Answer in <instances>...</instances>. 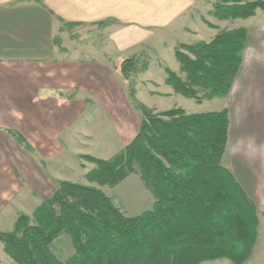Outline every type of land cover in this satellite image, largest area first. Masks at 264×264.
I'll return each instance as SVG.
<instances>
[{"label":"crops","instance_id":"crops-1","mask_svg":"<svg viewBox=\"0 0 264 264\" xmlns=\"http://www.w3.org/2000/svg\"><path fill=\"white\" fill-rule=\"evenodd\" d=\"M215 1L15 0L8 4L0 0V199L36 209L54 193L58 181L83 178V183L97 185L87 179L95 163L81 155L111 158L140 128V112L118 93L126 90L116 69L121 60L140 54L149 57L153 48L156 57L167 37L173 41L182 36L187 43L210 41L222 29L241 26L247 29L241 68L228 96L214 98L225 102L212 110H185L229 108L223 164L235 174L259 214L257 241L245 264H264V9L235 19L234 24L232 19L211 15ZM58 20L87 26L86 38L81 39L85 48L58 47ZM174 61V70L180 72L179 61ZM151 68L150 62L144 73ZM148 82L151 96L176 93L170 85L159 89L153 78L148 77ZM136 88L137 98L148 105L150 99L141 97L139 84ZM112 90L117 98H106ZM187 98L181 96L182 101ZM127 123L133 124L131 141L126 138ZM113 133L123 141L116 152ZM100 187L107 193L108 186Z\"/></svg>","mask_w":264,"mask_h":264},{"label":"trees","instance_id":"trees-1","mask_svg":"<svg viewBox=\"0 0 264 264\" xmlns=\"http://www.w3.org/2000/svg\"><path fill=\"white\" fill-rule=\"evenodd\" d=\"M260 8L264 0H216L211 14L219 20L246 19ZM246 39L247 29L238 27L222 29L210 41L179 43L175 56L180 72L166 66V83L197 102L226 97L241 68ZM149 60L145 54L133 55L116 66L128 98L140 112V129L111 158L81 155L95 163L87 179L97 185L58 181L32 215L19 213L11 230L0 231V242L17 263L204 264L228 258L244 264L251 257L259 214L223 164L229 108L156 111L137 98L133 80L148 69ZM18 141L30 148L22 138ZM134 173L140 174L155 201L152 208L131 216L100 186L115 187ZM63 233L70 235L74 247L66 260L52 250Z\"/></svg>","mask_w":264,"mask_h":264},{"label":"rangeland","instance_id":"rangeland-1","mask_svg":"<svg viewBox=\"0 0 264 264\" xmlns=\"http://www.w3.org/2000/svg\"><path fill=\"white\" fill-rule=\"evenodd\" d=\"M6 1L8 4H11L15 0H6ZM19 1H22V0H19ZM230 22L235 24L238 22V20L232 19ZM69 23L71 22L67 23L64 20H61V23H60V21L58 20V26H60V28H58V31L56 32L57 35L55 38V40L57 38L60 40V44H58L59 45L58 47L61 49L62 48L61 46H65L61 49L63 51L77 44L80 45V47L85 48L86 43L81 42V39L86 38V33L88 29L87 26L85 25L79 26L78 24H69ZM77 39H79L80 44L77 42L78 41ZM165 39H167L168 41L166 40L165 43L159 44L158 46L159 49L158 50L156 49L157 50L156 57L154 55L155 53L154 48L149 51V54H151L149 55L150 57L149 61L151 62V65H152L151 71L147 73L142 72V73L136 74L133 77L135 87L137 86V84L140 85V88L142 91L141 97L145 100L150 99L149 102H147L148 105H152L151 108H154V109L155 108L170 109L173 107H181L184 109H190V107H197L198 109H202V110H212V109L219 108L221 105H223V102H225L224 99H213V100L211 99L209 101L199 103L195 99L187 98V97L186 98L188 100L186 99V101H182L181 96L183 95L179 93H175V95L171 97H163V98L161 97L159 98L158 96L157 97L151 96V94L148 93L147 89L150 87V84L148 82V77L153 78L156 81L155 85L158 86L159 89L170 87L166 83L167 75L165 71V66L170 67L171 69H175L176 61L174 60H177L175 58V47L180 42L187 41V38L182 37V36L174 38L173 41H170L168 37ZM119 82H120V85L125 86L123 81L120 80ZM124 91H126L125 88H124ZM124 91L122 89L118 92L120 94V97L128 98V95ZM111 94L112 95L108 97L107 92H106L105 97L113 98V99L117 98L114 95L115 93L113 92V90L111 91ZM126 125H127L126 129H130L133 126V124L131 123H127ZM131 131H132L131 129L125 131L127 135L126 136L127 139L131 138L130 135H134V131H132V133ZM112 138L116 142L115 143L116 148H114L112 151L116 152L117 149H119V147L123 146V144H121L123 143V141H121L119 137L115 136L114 133L112 134ZM130 176H129V179H127V181L120 183L114 188L109 189L108 187H106L105 189L107 190V194L113 197L115 204L120 206L121 209L124 211V213H126L127 215L133 216V215L140 214L152 208L155 199L151 191L145 184L144 180L140 176V174L134 173V174H131ZM82 181H83V178H80L79 180H77V182H80V183H83ZM22 205H25V203L22 204V203H17V202H7V201L5 202V200L0 199V231L11 230L14 227L17 216L19 215V213H22L20 212L21 210L24 211L26 214H29V215L33 214V211L35 208H31L32 204L31 205L29 204V206L27 205L28 208H24L22 207ZM52 250L54 251L55 255L60 260L68 259L74 253V247H73V243H72V239L70 235L68 233H63L60 237H58L57 240H55L52 244ZM218 263L234 264L228 258L204 262V264H218ZM0 264H19L6 253L4 249V244L2 242H0Z\"/></svg>","mask_w":264,"mask_h":264}]
</instances>
